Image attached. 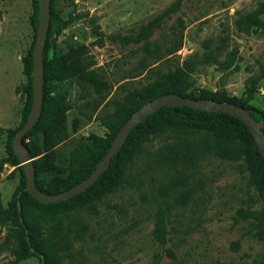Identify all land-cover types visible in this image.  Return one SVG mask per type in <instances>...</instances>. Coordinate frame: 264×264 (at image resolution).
<instances>
[{
    "label": "rangeland",
    "instance_id": "obj_1",
    "mask_svg": "<svg viewBox=\"0 0 264 264\" xmlns=\"http://www.w3.org/2000/svg\"><path fill=\"white\" fill-rule=\"evenodd\" d=\"M261 8L264 0H52L51 10L66 25L58 32L52 27L47 56L87 46L97 72L109 86L106 100L121 98L151 81V67L165 73L189 59L194 94L203 90L243 98L244 89L252 85L256 90L248 104L263 111L264 29L251 27L248 34L237 29V21ZM32 12L33 0H0L3 209L19 186L17 166L8 161V134L22 121L28 81L23 61L35 38ZM148 26L150 36L134 42ZM94 30L103 36L101 47L91 45ZM179 36L180 47L171 61H164L165 48ZM147 42L149 52L143 47ZM93 97L91 89L73 83L66 89L67 137L54 148L56 170L41 174L46 182L66 176L71 150L90 147L93 140L106 136L99 118L110 107L92 111ZM73 126H77L75 132ZM162 144L153 139L130 155L124 175L110 191L88 193L85 202L42 221L43 231L57 225L68 232L69 249L61 254L59 264H264V224L251 214L261 203L240 163L211 154L200 157L187 170V184L178 188L188 189L189 200L176 206L171 201L175 191L159 198V189L174 172L151 161ZM160 207L167 209L164 244L152 236ZM16 248L14 228L0 225V264H13ZM17 264L38 261L30 257Z\"/></svg>",
    "mask_w": 264,
    "mask_h": 264
},
{
    "label": "trees",
    "instance_id": "obj_2",
    "mask_svg": "<svg viewBox=\"0 0 264 264\" xmlns=\"http://www.w3.org/2000/svg\"><path fill=\"white\" fill-rule=\"evenodd\" d=\"M47 35L42 50V102L39 117L35 125L22 137V144L30 159H32L34 185L44 194H57L65 191L84 179L94 169L97 162L108 151L111 141L122 124L142 104L162 94H176L180 97L197 99H211L215 102H228L246 110L255 121L264 124V110H258L248 104L255 92V87L249 85L244 89L243 98L229 97L225 94L207 93L199 91L193 93L190 76L193 65L189 59L182 61L180 66L175 65L171 70L163 73L158 68L151 67V81L133 89L121 98L108 96L109 86L97 72L89 55L87 46L81 45L65 51L53 52L47 56V41L52 27L55 32L60 31L66 23L61 22L56 13L51 10ZM37 0H33L31 25L34 37L37 26ZM262 17V20L260 19ZM237 21V29L246 34L251 27L264 29V9L250 14ZM151 26L142 29L134 42L145 40L151 34ZM96 39L92 46L101 47L103 39L94 30ZM113 39V37H108ZM170 46L165 48L164 61H171L174 53L180 47L181 36L172 39ZM149 43H144L145 51L149 52ZM32 48V47H31ZM31 48L24 58V71L27 77L25 87V102L22 107V121L25 122L31 104ZM157 59L156 61H159ZM156 63V62H154ZM152 65V64H151ZM73 83L81 88H89L93 92V108L110 107V112L104 113L99 121L107 134L104 138L92 141L91 146H84L70 151L68 157V171L64 178L46 182L41 174L56 170L54 148L67 137L66 113L69 105L66 98V89ZM117 90L119 87L116 88ZM18 129V128H17ZM8 134V161L17 166L19 171V186L14 192L11 202L6 208L0 207V225H7L15 230L17 248L14 263L27 258H36L38 264H59L61 254L69 249L68 232L64 226L53 225L41 229V223L55 212L66 211L69 205L85 202L88 193L96 194L110 191L124 175L129 156L153 139H160L163 144L155 150L151 161L154 166L169 168L173 172L166 186L159 189V198L168 197L171 191L175 195L171 201L176 206L185 205L189 200L188 189H181L187 184L189 174L187 170L204 155L231 162H239L247 174L248 184L255 191L260 208L252 212L255 220L264 224V162L249 131L238 118L223 113L198 111L185 106L161 107L145 117L143 121L134 126L128 133L119 151L111 157L109 165L97 180L87 189L60 203L43 204L35 201L25 190V177L19 163L11 151V139L17 130ZM77 126L72 127L75 132ZM264 134V125L261 128ZM95 189V190H94ZM102 189L100 191H97ZM178 190V191H177ZM92 210V207H89ZM167 209L160 207L155 213L153 238L160 244L165 243L167 234L165 216Z\"/></svg>",
    "mask_w": 264,
    "mask_h": 264
},
{
    "label": "water",
    "instance_id": "obj_3",
    "mask_svg": "<svg viewBox=\"0 0 264 264\" xmlns=\"http://www.w3.org/2000/svg\"><path fill=\"white\" fill-rule=\"evenodd\" d=\"M50 0H37V26L34 42L31 48V104L25 122L18 128L11 139V151L19 163L25 177L24 190L37 202L43 204L60 203L81 193L91 186L101 173L107 169L109 161L121 148L129 131L145 119L146 116L161 107L185 106L191 109L213 113H223L238 118L245 125L254 140L259 154L264 162V134L261 132L263 122H255L246 110L228 102H215L211 99H197L180 97L176 94H162L142 104L122 124L111 141L108 151L97 162L90 175L77 185L57 194H44L36 189L32 159L22 144V137L35 125L41 110L42 102V50L47 35L50 14Z\"/></svg>",
    "mask_w": 264,
    "mask_h": 264
}]
</instances>
